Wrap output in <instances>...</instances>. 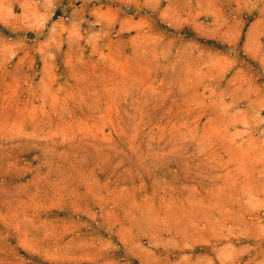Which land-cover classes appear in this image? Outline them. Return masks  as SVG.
Returning <instances> with one entry per match:
<instances>
[{"label": "rangeland", "instance_id": "obj_1", "mask_svg": "<svg viewBox=\"0 0 264 264\" xmlns=\"http://www.w3.org/2000/svg\"><path fill=\"white\" fill-rule=\"evenodd\" d=\"M0 264H264V0H0Z\"/></svg>", "mask_w": 264, "mask_h": 264}]
</instances>
